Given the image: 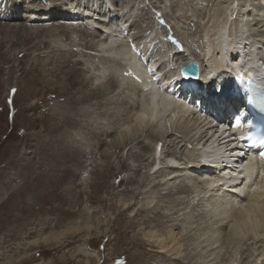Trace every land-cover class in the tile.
<instances>
[{
	"label": "rangeland",
	"instance_id": "1",
	"mask_svg": "<svg viewBox=\"0 0 264 264\" xmlns=\"http://www.w3.org/2000/svg\"><path fill=\"white\" fill-rule=\"evenodd\" d=\"M7 1L0 2V13L7 8ZM21 1L25 5L35 2L38 5L35 7L39 9L40 4L47 6L53 1L61 0ZM240 1L242 0H237L238 4ZM173 2L175 5L172 8ZM67 3L70 7L78 8L84 16L97 15L101 5L112 4L122 12L127 23H138L141 28H147V34L148 31L151 32L147 35V43L150 46L146 43L151 52L164 53L168 47L174 50L178 46L173 41L180 39L189 45L191 52L199 54L202 51V35L194 33L202 30L203 25L207 23L215 2L68 0ZM261 12V15H264V9ZM1 17L4 18L0 15ZM44 21L35 22L33 26L30 23L29 26L14 25L15 22L9 24L7 21L5 24L0 23V264H86L83 260L86 258L84 254H78L76 251L81 248L99 253L100 260L97 264H252L259 252L264 253V246L257 249L259 244L264 243L253 246L250 244L252 241H247L248 245L244 242V245L232 242L229 246L222 243L218 248H215V245V249L209 245L214 240L210 239V235H214L215 228L209 227V230L208 224L216 217L209 215L208 209L204 210L206 208L202 206L203 203H198L199 193L203 188L197 187L192 181H188L193 187L190 203L180 210L174 221L184 232L180 238V259L169 260L167 255L149 251L152 247L148 245L141 248L129 244V237L134 233L140 238L145 236L148 228H145L143 221L146 218L154 215L156 211L171 214L176 209L173 203L166 201V197L160 194L167 190L161 189L162 186L161 190L155 189V183L159 181L162 185L176 183L172 182L175 179L168 178L166 182L161 180L170 175V169L164 166L165 153L180 151L178 157L173 159L175 163L181 158L180 155L185 160L192 159L185 154L191 155L199 151L198 147L202 145H195V141L194 145L187 142L181 151L178 143L166 142L163 149L161 146L155 154L154 148L144 149L139 140L140 143L132 142L125 149L112 148L107 160L101 158L104 143L106 138H109L105 131L117 130L124 122L122 118L114 116L115 110L107 101L103 105L100 88H95L102 80L114 82L107 77L111 71L106 72L100 63V57L104 53L102 49L98 51L96 43L98 45L102 38L95 35L87 37L82 21L78 26L60 21ZM253 25L248 26V32L251 30L248 34L252 32L251 39L257 41L260 36L253 34L260 26L254 23ZM65 26L75 28L65 29ZM28 29L29 35L19 37L20 32ZM117 38L118 41L122 40V37ZM122 44L128 49L125 41ZM114 51L123 55L121 48ZM116 52H113L112 56L122 59L118 58ZM113 63L117 64V72L114 74H120L128 66L118 60L109 62V65ZM83 67L88 74L102 75L101 79L98 77L94 81L95 86L81 83V78L87 72L79 69ZM111 77L109 75V78ZM149 97L150 93L145 94L142 102L147 104ZM106 111L110 114L107 115ZM171 127L175 133L176 126ZM172 128L168 131L169 134L172 133ZM144 132L147 133L143 134L144 138L141 137L142 143H146L151 149L155 141L146 135L149 132L146 128ZM178 134L181 135L179 132ZM183 134L190 136V133ZM162 135L165 136L166 133ZM168 136L162 141L173 139ZM153 154L156 157L152 160ZM109 163L111 165L108 166ZM100 164L105 166V172L99 169ZM135 168L141 169L136 176L141 179L140 183H127L124 180L120 185L117 184L123 177L132 175ZM93 181H97L96 186H93ZM152 185L154 187L151 191ZM127 187L130 188L128 190L137 192V195L123 192ZM148 190L152 194L150 199H153V204L149 206L146 201L150 202L142 200L140 194ZM92 191L95 192L93 198ZM178 196L175 195V198ZM128 200L134 203L130 205V209L124 210L122 215V203L129 202ZM155 203L156 207H152ZM88 204L91 208L89 215L84 207ZM142 209L143 211H138ZM203 210L207 211V214L202 212ZM231 218L227 221L232 224ZM162 224H159V228L163 227ZM46 235L58 238L42 240ZM84 235L91 239L84 240ZM247 246L251 250L250 256L246 250ZM142 251L144 253L140 256ZM223 255L224 258L229 256L232 260L222 261Z\"/></svg>",
	"mask_w": 264,
	"mask_h": 264
},
{
	"label": "bare ground",
	"instance_id": "2",
	"mask_svg": "<svg viewBox=\"0 0 264 264\" xmlns=\"http://www.w3.org/2000/svg\"><path fill=\"white\" fill-rule=\"evenodd\" d=\"M3 1L7 0H1L0 2L3 3ZM67 1H53L47 6L40 4L41 7L37 9L38 5L35 2H33L34 4L28 3L25 5L21 0H8L7 8L0 13L4 17L0 18V23L5 24L7 21L9 24L15 22L14 25L23 24L24 26H29L28 23H30L33 26V23L45 20L44 22L60 21L67 25L78 26L82 21L84 25L90 24L97 28L96 30L84 26V31L87 37L90 35L101 36L102 41L98 45L96 43L98 51L102 49V53H104L100 57V63L103 64L102 68L106 72L111 71L107 77L113 79L114 82L102 80L101 83L95 86L94 81L98 77L101 79L102 75L88 74L86 68L83 67L79 69H84L87 72H83L84 76L81 78V83L84 84L85 82L95 86L96 89L100 88V97L104 100L103 105L107 101L115 110L113 111L114 116L118 119L122 118L124 121L121 122L122 124L119 125L120 127L117 130L104 132L109 138H106L101 158L104 157V160H107L112 148L116 150L118 148L125 149L128 144L139 142V140L144 149L152 150L154 148L155 154L161 146L163 149L166 142L178 143L181 151L187 142L194 145L195 141V145H202V147H198L199 151L191 155L185 154L192 157V159L185 160L180 155L181 158L175 163L173 159L178 157L180 151L171 153L169 150L170 155L165 153L164 160L166 162L164 161L165 164L164 162L163 164L168 170L170 169V175L161 180L166 182L169 179H175L172 182L176 183L175 185H169L170 183L162 185L159 181L155 183V189L167 190L160 194L166 197V201L173 203L176 209L174 208L175 211L171 214H162L161 210L156 211L154 215L146 218L143 221L145 228H148L144 234L145 236L140 238L137 233H134L129 237V244L141 248L148 245L152 247L148 249L149 251L161 253L163 256L167 255L169 260L180 259L178 257L182 252L180 238L183 237L184 232L180 229L178 223L174 221L180 210L185 209L190 203V193L193 187L188 181H192L197 184V187L203 188V191L199 193L198 200L200 202L198 203H203L202 206L206 208L203 207V209H208L209 215L216 217L212 223L208 224L209 226L207 225L209 230H211V227L215 228L214 235H210V239L214 240L209 245L213 248L216 245L215 248H218L222 243L228 245L232 242L234 244L244 242L247 244V241H252L250 243L252 246L264 243V179H262L264 177V161H262V166L259 167L256 151L247 150L237 136L242 125L248 122L249 115L245 109V101L237 96L233 98L225 96L229 87H231L233 77L244 76L250 78L254 76L258 83L264 87V27L261 28L264 26V15H261V10L264 9V4H262L264 0L262 2L242 0L239 4L237 0H214L215 3L207 23L203 25L202 30L194 33L202 35V51L199 54L191 52L189 45L184 44V41L180 39H177L176 42H179L182 48L178 47L172 50L173 48L168 47L164 53L161 51L151 52L148 47L149 43H147V35L151 32L148 31L147 34V28H141L138 23H127L122 12L118 11L112 4L108 5L107 3L106 5L105 3L101 5L97 15L84 16L75 6L70 7ZM174 5L173 2L172 8ZM39 15L42 16L39 17ZM253 23L260 26L259 28L255 26L258 28L256 32L253 29V35L260 36L257 41L251 39L252 32L248 34L251 31L248 32V26H254ZM70 28L75 27L65 26V29ZM90 29L92 30L89 31ZM105 33H108V35H105ZM29 34L30 29L20 32L19 37L24 38ZM117 37H122V40L118 41ZM124 41L128 49L122 44ZM118 48H121V52L123 50V55L118 51H114ZM113 52H116L118 58L122 59L112 56ZM115 60L128 65L120 74H114V72H117L116 63L109 65V62H115ZM191 60H196L200 64V77L194 82H185L180 74V65H187ZM78 74L82 75L80 72ZM109 75L112 77L109 78ZM140 91H142L141 94ZM149 93V102L145 104L142 102V97ZM228 101L231 102V105L227 107ZM139 104L142 106H138ZM223 105L232 112L229 123H226L223 119L219 120L213 117L215 113L221 114ZM108 114L110 113L108 112ZM168 114L171 115L167 116ZM172 125L176 126L175 133H173L174 128L171 127ZM144 128L149 131L146 135L155 141V145L151 146V149L149 145L142 143L141 137L147 133L144 132ZM171 128L172 133L169 134L168 131ZM178 132L181 135H177ZM185 132L190 133V136L183 134ZM163 133L172 136L173 139L162 141L166 136L162 135ZM182 144L183 146H181ZM155 154H153L152 160L153 157H156ZM168 159L171 160L168 161ZM151 163L152 161L149 165ZM99 169L105 172L104 165L100 164ZM140 170L135 168L132 175L123 177L117 184L120 185L124 180L127 183L134 181L140 183L141 179L136 178ZM96 185L97 181H93V186ZM153 187L154 185L151 186V191ZM128 189L130 188L127 187L123 192L127 191L134 196L137 195V192H133V189ZM151 191L140 192L141 199L150 202L146 201L147 206L153 204V199H150ZM183 194L185 195L182 198ZM203 194H205L204 197ZM94 195L95 192L92 191L91 198ZM175 195L179 196L175 198ZM193 199L196 200L197 198ZM133 203L131 200L122 203L120 214L123 215L124 210L130 209V205ZM156 204L152 207H156ZM84 207L87 215L91 214L90 205ZM145 208L144 206L143 209ZM143 209L138 211H143ZM204 210L202 212H205ZM229 217L233 218L232 224L227 221ZM161 222L163 227L159 228ZM184 224L186 223L184 222ZM243 236L247 239H244ZM45 238L55 239L58 237L53 238L46 235L41 239L45 240ZM83 238L84 240L91 239L86 235ZM263 246L264 244H259L257 249L259 250ZM248 248L247 246L246 250L248 256H250V249ZM76 251H78V254H84L86 258L83 260L86 264H97L100 260L99 253L84 248ZM142 253L144 251L140 252L139 255L141 256ZM229 258L231 257L224 258L223 255L222 261ZM38 264L46 263L40 262ZM252 264H264V253L259 252L256 258L253 259Z\"/></svg>",
	"mask_w": 264,
	"mask_h": 264
},
{
	"label": "water",
	"instance_id": "3",
	"mask_svg": "<svg viewBox=\"0 0 264 264\" xmlns=\"http://www.w3.org/2000/svg\"><path fill=\"white\" fill-rule=\"evenodd\" d=\"M180 74L184 81L192 82L200 77V64L196 60H191L187 65H180Z\"/></svg>",
	"mask_w": 264,
	"mask_h": 264
},
{
	"label": "snow or ice",
	"instance_id": "4",
	"mask_svg": "<svg viewBox=\"0 0 264 264\" xmlns=\"http://www.w3.org/2000/svg\"><path fill=\"white\" fill-rule=\"evenodd\" d=\"M260 158L261 160H264V151L260 152Z\"/></svg>",
	"mask_w": 264,
	"mask_h": 264
}]
</instances>
